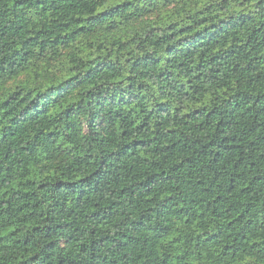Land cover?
I'll return each mask as SVG.
<instances>
[{"label": "trees", "instance_id": "trees-1", "mask_svg": "<svg viewBox=\"0 0 264 264\" xmlns=\"http://www.w3.org/2000/svg\"><path fill=\"white\" fill-rule=\"evenodd\" d=\"M0 264H264V0H0Z\"/></svg>", "mask_w": 264, "mask_h": 264}]
</instances>
